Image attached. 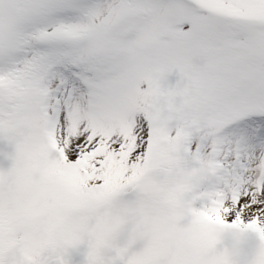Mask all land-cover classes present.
<instances>
[{
  "label": "snow or ice",
  "instance_id": "6c2138e0",
  "mask_svg": "<svg viewBox=\"0 0 264 264\" xmlns=\"http://www.w3.org/2000/svg\"><path fill=\"white\" fill-rule=\"evenodd\" d=\"M0 264H264V0H0Z\"/></svg>",
  "mask_w": 264,
  "mask_h": 264
}]
</instances>
